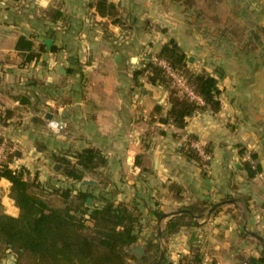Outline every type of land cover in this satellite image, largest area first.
I'll use <instances>...</instances> for the list:
<instances>
[{
  "label": "crops",
  "instance_id": "crops-1",
  "mask_svg": "<svg viewBox=\"0 0 264 264\" xmlns=\"http://www.w3.org/2000/svg\"><path fill=\"white\" fill-rule=\"evenodd\" d=\"M94 1L0 0V137L13 145L7 148L14 154L10 168L59 188L62 183L49 176L56 165L51 154L96 150L102 166L95 172L106 188L118 185L113 200L134 205L145 221L137 245L145 249L153 237L156 211L233 201L198 221L200 227L168 243L160 239L166 263L197 248L204 264L264 258V0H197L200 18L221 25L212 33L203 29L207 36L187 26L184 6L170 0H110L121 14L120 27L99 16ZM238 27L245 41L228 33ZM21 37L34 44L37 60L25 64L27 53L16 49ZM171 39L193 58L188 64L195 73H217L221 91V110L193 114L184 130L151 123L155 106L170 107L167 90L134 79L146 49L157 55ZM47 114L62 125L61 135L50 130ZM191 136V143L211 152L204 171L181 152ZM248 156L259 168L253 178L244 169ZM89 179L97 185L72 188L92 193L98 206L104 188ZM173 184L182 188L181 203ZM10 186L0 179L5 207H14ZM172 217L161 220L158 232Z\"/></svg>",
  "mask_w": 264,
  "mask_h": 264
},
{
  "label": "trees",
  "instance_id": "trees-1",
  "mask_svg": "<svg viewBox=\"0 0 264 264\" xmlns=\"http://www.w3.org/2000/svg\"><path fill=\"white\" fill-rule=\"evenodd\" d=\"M170 1L181 4L189 11L197 8V0ZM93 8L100 17L111 20L116 27L124 24L118 8L110 0H95ZM213 19L217 21L216 18ZM241 31L239 28H233L228 30V33L240 41L244 40ZM248 40L247 46L251 43V40ZM33 45L23 37L17 42L16 49L27 53L25 64L37 60L40 56L33 50ZM156 58L165 61L185 81L186 86L200 102L184 93L162 66L151 60L145 61L141 69L134 74L136 83L138 84L140 78H146L151 85L163 86L167 90L170 105L168 109L160 105L155 106L151 123L171 125L184 130L193 114L207 111L218 113L221 110L217 73L193 72L186 53L174 39L163 45ZM194 139L193 136L189 137V142L181 152L187 159L196 161L204 171L212 159L211 152L204 150L211 157L210 160H204L192 148L191 141ZM2 143L3 138L0 137V146ZM7 146L12 148V144ZM13 157L14 154L9 153L7 149L5 160L0 164V179L11 183L8 197L15 207L4 206L9 209L4 211L0 202V251L2 257L11 253L15 264H158L161 253L164 254L161 264H167L166 252L160 239L168 243L170 238L182 230L200 227L198 221L206 218L213 207L208 202L201 201L181 206L178 211L189 210L192 214L182 213L170 218L161 237L156 229L153 238L146 242L145 255L139 258L130 252V248L139 243L143 228L138 216L141 214L136 215L135 207L131 209L127 204L116 203L113 197L106 196L101 197L99 206L93 203L88 207V199L95 200L92 193L82 189L77 191L72 187L46 188L38 181V177L31 179L24 170H12L10 161ZM52 157L63 166L62 175L79 184L85 175L94 173L102 166L97 160L101 157L93 149ZM244 169L249 178L255 177L259 172L258 166L250 162L244 163ZM170 190L181 203L182 188L173 184ZM55 195L59 198L58 205L50 198ZM154 213L159 228L164 214L158 211ZM249 262L264 264V258ZM176 264H204V254L197 248L196 252L191 251L189 255L182 256Z\"/></svg>",
  "mask_w": 264,
  "mask_h": 264
},
{
  "label": "rangeland",
  "instance_id": "rangeland-1",
  "mask_svg": "<svg viewBox=\"0 0 264 264\" xmlns=\"http://www.w3.org/2000/svg\"><path fill=\"white\" fill-rule=\"evenodd\" d=\"M199 7H201V6H198L197 8H196V10H190V11H187L186 10V8H185V13H186V21H185V24L187 25V26H189L190 28H193L197 33H201V34H203V36L205 35V36H207V34H209L208 32H210V33H212V27L214 28V26L215 27H219V26H221L220 24H218V22H214L211 18L212 17H209L208 16V21H206L205 22V18H204V20H203V18H200L201 16H202V14L201 15H199V11H201L202 9H200ZM206 9V8H205ZM185 17V16H184ZM200 18V20H199V18ZM203 17V16H202ZM195 18H196V21H195ZM202 26V27H201ZM210 28V29H209ZM239 28V27H238ZM203 29L204 30H207L208 32H204L203 31ZM209 29V30H208ZM242 30H243V28H241ZM241 42L242 41H245V40H240ZM146 55H147V59H146V61H149V60H151L152 58H154V57H156L157 55H155V54H153L152 52H151V50H150V48H147L146 49ZM189 59H191L192 61L191 62H189ZM188 59V63H190V64H194V61H193V58H189ZM190 69L194 72V69H192L191 68V66H190ZM187 142H188V140H187ZM192 143H197V142H192ZM12 144V143H11ZM10 144V145H11ZM12 148H13V145H12ZM204 150V149H203ZM72 153H77V152H72ZM68 153H65L64 151H61V152H58V153H55L54 155L55 156H62V155H67ZM53 154H51V163L52 164H56V165H60L61 167H59V170L58 171H56L55 169H52V167H50L49 168V171H50V173H49V176H50V178H54L56 181H60L61 183H62V187H59V188H61V189H67V188H70V187H74V186H76V188L79 186V183L78 182H73V181H70V179H67V178H65V176L64 175H62V171H63V166L60 164V163H58L56 160L57 159H53ZM100 156V155H99ZM55 165V166H56ZM55 172H58V173H56L55 174ZM51 174V175H50ZM88 177V178H87ZM89 177H96L97 178V180L99 181V185L101 186H99V188L100 189H103L102 190V192L101 193H103V196H106V197H114V195H116L117 196V194H119V189H118V185H116L115 184V188H112V187H107L106 188V186L108 185V183L105 181V179H103V177H101L97 172H94V173H92V174H87V175H85V177H84V179H88V180H91V179H89ZM30 178L31 179H33V178H35V177H33L32 175L30 176ZM63 178H65V181H63L64 179ZM63 179V180H62ZM40 182V181H39ZM41 183V182H40ZM102 184V185H101ZM106 188V189H105ZM49 189H55V188H49ZM107 189H109V191H107ZM50 198H53L52 199V201H54V204L55 205H58V199L59 198H57L56 197V195L55 196H52V197H50ZM113 199V198H112ZM0 202H1V204H2V209L4 210V211H8L9 209H5V205L3 204V202H2V199H0ZM97 204H98V206L101 204V200L100 201H97L96 202ZM95 204V203H94ZM128 206H130L131 207V209H133L134 208V205H130V204H128ZM136 208V207H135ZM137 209V208H136ZM135 213H136V215H138V213H140V210L139 209H137L136 211H135ZM141 214V213H140ZM208 214V213H207ZM11 215V214H10ZM17 216V215H16ZM139 216V218H140V221L142 222L141 223V225L142 226H145V221L143 222V218H141V215H138ZM167 218H164L163 219V222H164V220H166ZM201 221V220H200ZM162 222V223H163ZM156 227H157V225H156V223L154 224V225H152V228H151V230L149 231V232H151V234H152V236H153V234H155L156 233ZM141 233H144V232H141ZM153 238V237H152ZM11 256H12V254L11 253H6V255L4 256V257H2V254H1V251H0V264H15V262L14 261H12L11 260ZM2 257V258H1Z\"/></svg>",
  "mask_w": 264,
  "mask_h": 264
},
{
  "label": "built area",
  "instance_id": "built-area-1",
  "mask_svg": "<svg viewBox=\"0 0 264 264\" xmlns=\"http://www.w3.org/2000/svg\"><path fill=\"white\" fill-rule=\"evenodd\" d=\"M151 61H153L154 63L159 64L160 66H162L166 72L169 74V76L175 81V84L184 91V93H186L190 98L194 99V100H198L200 102V100L194 95V93L186 86L185 81L178 76L169 66L168 64L163 61V60H159L158 58L154 57L151 59ZM49 128L52 132H54L57 135H61L62 132V125L58 122V121H53L51 120L49 122ZM8 142L6 139H3V143L0 146V164L3 163V161L5 160V155H6V151L8 148ZM192 148H194L202 157L204 160H210V156L208 154L205 153V151L203 150V148L200 147V145L198 143H192ZM248 161L253 165L254 162L252 161L251 157L248 156ZM205 168H207V166H205ZM243 264H251V262H245Z\"/></svg>",
  "mask_w": 264,
  "mask_h": 264
},
{
  "label": "water",
  "instance_id": "water-1",
  "mask_svg": "<svg viewBox=\"0 0 264 264\" xmlns=\"http://www.w3.org/2000/svg\"><path fill=\"white\" fill-rule=\"evenodd\" d=\"M51 44H52V40H49V39L45 40V45L48 48L51 46ZM191 61L192 60L189 59V62H191ZM45 119L48 120V121H51L53 119V116L51 114H47L45 116ZM59 167H61V166L60 165H56L54 169L56 171H58L59 170ZM80 169H82V168H80ZM81 185L82 186H89V185L95 186V185H97V182H95L94 180L84 179L82 181ZM233 203H234L233 201H224V202H220V203H217V204L213 205V207L208 212V216H211L219 207L224 206V205H227V204H233ZM91 205H92V199L90 198L87 201V206L90 207ZM182 213L192 214V212L189 211V210H182V211H179V212H174L172 214H164L162 216V219L169 218L171 216H175V215L182 214ZM161 234H162V232L160 231L159 232V236H161ZM130 252H131V254L137 255L139 258H142L145 255V249L142 246H140V245H135V246L131 247L130 248ZM163 256H164V254L161 253V256H160V259L158 261V264H161L162 263Z\"/></svg>",
  "mask_w": 264,
  "mask_h": 264
}]
</instances>
